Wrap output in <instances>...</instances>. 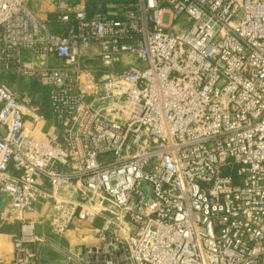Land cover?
<instances>
[{
  "label": "built area",
  "instance_id": "1",
  "mask_svg": "<svg viewBox=\"0 0 264 264\" xmlns=\"http://www.w3.org/2000/svg\"><path fill=\"white\" fill-rule=\"evenodd\" d=\"M29 2L0 0V74L48 86L54 130L0 79V264H31L38 211L59 237L100 222L85 261L49 264H264V0H57L62 35Z\"/></svg>",
  "mask_w": 264,
  "mask_h": 264
},
{
  "label": "crops",
  "instance_id": "2",
  "mask_svg": "<svg viewBox=\"0 0 264 264\" xmlns=\"http://www.w3.org/2000/svg\"><path fill=\"white\" fill-rule=\"evenodd\" d=\"M57 0H30L29 6L37 18L41 21H47L49 28L58 34H64L65 27L61 26L55 20L53 16L54 4ZM74 5L85 4L90 13L100 12L109 18H123L126 12V8L131 4H119L117 1L105 0H71ZM135 2V1H134ZM133 2V3H134ZM43 4L49 9L47 14H40L37 4ZM88 52H95L96 47L88 45L85 47ZM29 56L25 54L27 59ZM50 65L57 67L62 65V62L56 57H49ZM96 73L98 77H101L105 70L100 68V64L94 62ZM117 72V67L113 69ZM0 79L6 81L9 86L20 96V98H28L29 110H35L34 114H38V120H34L30 115L24 118L25 127L29 130V133L35 139H42L48 132L54 130L52 121V111L49 101V89L48 92L44 88L39 87L42 83L38 79L28 78L26 76H2ZM42 86V85H41ZM0 205L3 200H7L6 196L0 194ZM40 205L38 206L39 209ZM36 224V235L38 241L29 244L28 247L33 254V260L31 264H49L57 262H65L69 258H73L79 261L86 260V250L88 248L97 247L99 244L97 238V228L100 222H97L94 226L75 222V224L68 230V232L62 236H56L50 227L49 218L41 211H38L32 215ZM20 234V224L10 223L5 224L0 229V257L10 259L14 253L13 242Z\"/></svg>",
  "mask_w": 264,
  "mask_h": 264
},
{
  "label": "rangeland",
  "instance_id": "3",
  "mask_svg": "<svg viewBox=\"0 0 264 264\" xmlns=\"http://www.w3.org/2000/svg\"><path fill=\"white\" fill-rule=\"evenodd\" d=\"M96 1H98V0H96ZM99 1L104 2L105 0H99ZM112 1H117V3H119V4H126L127 5V4L132 3V2H134L136 0H110V2H112ZM37 6H38L37 8H38L40 14H42V15L47 14V11L49 9L47 6H45L43 4H40V3L37 4ZM164 24L165 25H169L170 24L169 14H166L165 15V17H164ZM100 68H101V66H100ZM41 85L39 87L44 88L45 90L49 89L47 85H44V84H41ZM46 92H48V90Z\"/></svg>",
  "mask_w": 264,
  "mask_h": 264
},
{
  "label": "trees",
  "instance_id": "4",
  "mask_svg": "<svg viewBox=\"0 0 264 264\" xmlns=\"http://www.w3.org/2000/svg\"><path fill=\"white\" fill-rule=\"evenodd\" d=\"M133 3V2H132Z\"/></svg>",
  "mask_w": 264,
  "mask_h": 264
}]
</instances>
